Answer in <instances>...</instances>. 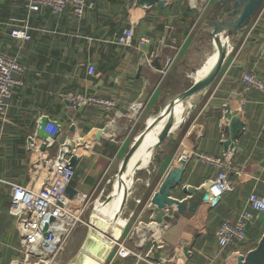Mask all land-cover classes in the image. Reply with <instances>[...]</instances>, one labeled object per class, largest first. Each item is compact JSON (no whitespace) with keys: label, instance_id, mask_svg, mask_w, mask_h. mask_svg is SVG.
<instances>
[{"label":"crops","instance_id":"obj_1","mask_svg":"<svg viewBox=\"0 0 264 264\" xmlns=\"http://www.w3.org/2000/svg\"><path fill=\"white\" fill-rule=\"evenodd\" d=\"M235 1L241 0H206L200 11L188 0H165L144 9L134 7L132 0H88L90 6L82 18H76L69 7L58 16L45 8L29 14L25 0H0V50L16 56L24 67L23 85L13 90L6 115L0 117V264H12L19 258L18 234L9 213L10 185H24L33 175L26 143L36 119L44 115L57 120L61 125L59 141L78 143L77 138H84L90 143L88 149H80L72 187L78 193L95 195L101 181L113 174L114 165L117 176L118 166L131 152L133 138L153 113L190 88L192 83L183 89L189 80H197L212 46V24L228 18ZM130 22L134 24L133 40L131 46H125L123 30ZM13 29L25 30L29 39L13 38ZM241 30L222 33L224 60L217 77L186 104H178L181 108L175 107L174 112L181 109L175 115L179 120L171 126L147 171L157 179L153 177L149 187V178H145L149 197L173 172L178 181L172 182L169 196L183 202V208L180 212L175 205L163 209L168 219L161 217L159 223L149 197L141 205L137 198L140 202L135 200L122 218L124 202L117 242L133 249L141 260L119 258L115 245L89 249L102 264L169 260L235 264L237 255L243 256V264H264L262 215L255 213L245 240L236 247L219 252L216 240L222 219H234L249 192L260 193L264 188V95L243 91L241 82L246 72L264 81V0ZM141 37L149 42L140 43ZM169 57L173 61L167 66ZM87 63L94 66L91 75ZM68 92L111 100L115 109L123 111L136 102L143 105L132 117L116 116L115 109L102 106L73 109L64 99ZM240 98L244 103L238 104ZM225 106L233 110L230 113L239 118L241 126L226 118ZM225 138L231 141L227 147L232 151L231 166L239 173H229L232 189L211 205L202 201L200 194L184 191L197 189L215 177V169L198 156L220 159L226 149ZM181 154L187 158L185 164L177 162Z\"/></svg>","mask_w":264,"mask_h":264},{"label":"built area","instance_id":"obj_2","mask_svg":"<svg viewBox=\"0 0 264 264\" xmlns=\"http://www.w3.org/2000/svg\"><path fill=\"white\" fill-rule=\"evenodd\" d=\"M132 1L133 6L137 7L135 0ZM205 1L188 0L191 7L200 11L204 10ZM89 6L88 0H25V8L29 14L45 8L58 16L66 7H69L76 18H82ZM133 27V22H130V26L123 30L125 46L132 44ZM10 34L15 39H29L25 30L13 29ZM139 42L145 44L149 42V39L141 37ZM172 61L173 57H169L165 64L169 66ZM86 70L91 75L94 73V66L87 63ZM23 73L24 67L19 59L0 50V117L6 115L13 90L23 85L21 79ZM241 82L243 91L256 90L264 95V81L256 75L249 72L243 73ZM64 99L73 109L85 105L115 109V104L111 100L81 93L68 92L64 95ZM242 103L244 99L240 98L238 104ZM142 105V102H136L124 111L115 109L114 115L134 116ZM60 135V123L43 115L36 119L35 130L27 137L26 145L33 175L24 185H10L9 213L14 218L19 240L17 249L19 258L12 264H51L52 259L62 249L73 230L83 224V202L86 194L76 192L71 197L66 195V188L74 175V167L69 164V156L74 150L73 152L71 149L64 151L67 143L66 141L59 143ZM68 141L70 144L71 141ZM75 141L78 142L77 147H80L81 151L88 149L90 144L84 138H77ZM56 143H59V147L56 153L50 156V150ZM231 157L232 151L228 148L225 149L220 159L205 155L198 156L199 160L212 166L216 171L214 178L207 180L197 188L203 189L208 194L206 202L211 205H214L216 199L220 200L223 193L232 189L229 173H239L231 166ZM181 159L185 160L184 163L187 162L184 154L178 157L177 162L180 163ZM137 202L140 201L137 200ZM255 213L264 217V188L260 193L255 190L249 192L244 207L234 219L228 216L222 219L216 233L219 252L229 246L236 247L245 240L246 231L253 224ZM115 246L116 255L119 258L133 257L136 262L141 260V256L123 242H116ZM237 253V251L232 252L233 255ZM227 260L229 258L226 262ZM156 264L180 263L169 260ZM208 264L217 263L211 260Z\"/></svg>","mask_w":264,"mask_h":264},{"label":"rangeland","instance_id":"obj_3","mask_svg":"<svg viewBox=\"0 0 264 264\" xmlns=\"http://www.w3.org/2000/svg\"><path fill=\"white\" fill-rule=\"evenodd\" d=\"M222 43H224L223 39H222ZM212 48H213V45L211 46V49L208 51L209 56H208L207 63H206L207 65L209 64L208 62L211 59L212 54L215 53V48L213 50ZM207 65H205L204 68L200 72H198L197 80L201 79V76L204 73ZM197 80L196 78L189 80L187 82V86L186 87L184 86L185 88L183 89H186L191 83H192L191 86L194 85ZM200 93L201 92L191 95V97L196 96L197 94H200ZM189 99L190 97L184 99L183 101H180L179 104L181 105L186 104L189 101ZM168 105H166L162 110H159L158 112H156V114L153 113V115L155 116H153L149 122L145 123V128L143 130H140L138 134L135 135V137L133 138V143L130 145L131 152L125 155V157L129 155L131 156H129L122 163L123 165L121 167L120 176L115 177L117 165L116 166L114 165L112 168L113 174L111 176L107 175L101 181L100 187H99L100 190L97 191V193L91 197L88 194H86V197L83 202V210H84L83 216H82L83 224H80L73 230L68 240H66L65 244L63 245L62 249L52 259L51 264H96L94 260L95 257L84 259V257L79 254V251L82 249L84 251L85 250L89 251V249L98 247L99 242L106 244V245H108L107 243H111L108 241H110V239L113 240L115 237L118 236V233L120 232V230H116V229L118 227L120 229L121 228L120 222L124 221L123 219H121V217L122 218L127 217V215L129 214V211L131 210V208H133L132 206H134V202H136L135 200H138L137 198H140L141 202L139 205H141L142 203L145 204L147 202L146 197H149L148 196L149 193H147L145 189V185H144L145 178H149L147 179L148 180L147 184L150 187V181H152L153 177L155 178V176L153 175V173L152 175L151 173L149 175V173L147 172V171H150V167L152 164H150L147 167L145 166L151 159L153 160V158L157 154V151L160 149L162 142L166 140V137L164 140H162L158 144V147L155 149V151H152L151 149L142 160H139V161L134 160L133 155L138 151V149H143L147 145L152 144L154 142L156 133H157V129L155 128L156 126H158L162 132H164L168 129L167 119H168L170 126H173L178 122L179 119L178 117L175 118V115L179 113L181 109H179V111L177 110L176 112L172 111L171 113H169V115H167V118H166L167 112L165 110L167 109L166 107ZM139 110L137 112L138 114L140 112ZM137 113H135L134 115H136ZM128 116L132 117V115H128ZM169 134L170 133L166 135L169 136ZM59 143L62 144L63 143L62 140H60ZM59 143H56L53 146V148L50 150V156H53L56 153V150L59 147L58 146ZM78 145H79L78 143H70L69 146H70L71 152L77 149L80 150V148L77 147ZM152 160H151V163H152ZM138 167L141 169H137L135 172L130 173V175L127 176L130 171ZM125 176L127 177L125 178ZM123 178H125L122 184L123 193L121 190H119L118 192H115L114 185L116 186L117 184H119L120 180H122ZM108 179L110 180L113 179V183H107ZM112 184H113V188H112ZM152 196L153 194L151 195V197H149L148 201L151 202ZM123 197H124L125 204H124L123 212L120 217L119 211H120V206H121ZM94 212L112 221L114 223L113 226L105 225V223L100 220L101 218L102 219L104 218L102 216L97 217L96 214H94ZM161 221H162L161 218H159L158 222L160 223ZM155 232L156 233L158 232L157 228H155ZM94 237H95V240H94ZM106 245H104L103 247L105 248Z\"/></svg>","mask_w":264,"mask_h":264},{"label":"water","instance_id":"obj_4","mask_svg":"<svg viewBox=\"0 0 264 264\" xmlns=\"http://www.w3.org/2000/svg\"><path fill=\"white\" fill-rule=\"evenodd\" d=\"M159 3L162 4L165 2V0H135V6L140 7L141 9L149 6V5H153L154 3ZM261 4V0H241L239 1H235V9L231 11V13L229 14L228 18L223 19L220 22H213L212 26H213V31L210 34L211 37V44L213 45L212 50L215 48L214 45H216V49H217V59L216 62L214 63V65L212 66L209 75L204 79V80H197L196 83L194 85H192L190 88H188L187 90H185L183 93H181L178 97H176L171 103H169V105L166 107L167 109L165 110L167 112V115H169V113H171L175 107L178 106L180 101H183L184 99L190 97L191 95H194L198 92H201L203 90H205L208 86H210V84L215 80V78L217 77L221 66L223 64V60H224V43H222V33L224 32H233L236 33V31H242V27L245 25L249 15H251L255 9H257V7ZM217 41H219V43L217 44ZM225 110H228L227 114H225L226 118L228 120H231V122H236L239 126L242 125V122L239 120L238 117L233 118L234 116H232L231 113H229L230 111V107L225 106ZM164 111V112H165ZM167 125H168V129L166 131H164L161 136L156 140L155 142V146L153 147V151H155V149L158 147V144L165 139V137H167L171 126L169 125V122L167 121ZM232 125V124H230ZM98 133L96 134V137H98ZM167 134V135H166ZM231 141L226 139L223 141V146L224 148H227L230 145ZM80 148V147H79ZM68 149H70V147H68ZM75 154H80V150H74L73 154L70 155L69 157V164L71 166H73L75 168V165L77 163V159H78V155L75 157ZM131 156V155H129ZM125 157L122 162L121 165L119 166V170L117 175L120 176L121 173V167H122V163L129 157ZM153 158V156H152ZM152 160V159H151ZM185 160L181 159L180 163L181 164H185L184 163ZM151 164V161L147 163V166H149ZM139 169V168H137ZM136 171V170H135ZM74 177V175H73ZM73 180V178H72ZM70 181L69 185L66 188V195L71 197L73 196L76 191L74 190V188L72 187L73 185V181ZM177 182L178 179H175L173 177V172H170L167 177L163 180V182L160 184L159 188L157 189V191L153 194L152 198H151V203L156 207V210L158 212L157 214V218H164V219H168L167 214H163L162 210L171 206V205H175V209L180 212L181 209L184 206L183 202H180L179 200L170 197L169 196V187L173 186L172 182ZM184 192L186 193H197L200 194L202 201L206 202L208 200V194L203 190V189H191L190 191L185 190ZM219 199H216L214 202V205L218 202ZM124 204V197L122 199L121 202V206H120V211L122 210V206ZM119 211V212H120ZM121 213V212H120ZM119 213V214H120ZM166 215V216H165ZM156 218V220H158ZM98 232V231H97ZM121 234V231H120ZM119 234V236H120ZM119 236L117 238H114L113 240H110L108 242H111L108 244V246H106V248L111 249L114 247L115 243L118 241ZM98 241V240H96ZM100 246H104L103 243L99 242ZM86 249V248H84ZM79 254L82 255L85 258H94L95 256H93L90 251H84L83 249L79 251ZM96 258V259H95ZM94 260L96 263L102 264V260H99L97 257H95ZM242 259L243 256L242 255H237L236 257V262L235 264H243L242 263Z\"/></svg>","mask_w":264,"mask_h":264},{"label":"bare ground","instance_id":"obj_5","mask_svg":"<svg viewBox=\"0 0 264 264\" xmlns=\"http://www.w3.org/2000/svg\"><path fill=\"white\" fill-rule=\"evenodd\" d=\"M219 42H217V44H218ZM215 46V53H213L212 54V56H211V59L209 60V64L207 65V67H206V69H205V71H204V73L202 74V76H201V79L200 80H204L208 75H209V73H210V70H211V68H212V66L214 65V63L216 62V57H217V49H216V45H214ZM177 107H179V105L177 106ZM176 107V108H177ZM233 110H231V111H229V113L230 112H232ZM166 118H167V114H166ZM167 121H168V119H167ZM158 125V124H157ZM156 129H157V133H156V137H155V140H154V142L152 143V144H149V145H147L145 148H143V149H138V151L133 155V159L134 160H137V161H139V160H142L145 156H146V154L152 149V151H153V147L155 146V142H156V140L161 136V134L163 133L160 129H159V127L158 126H156L155 127ZM95 143V142H94ZM68 144H69V141H67V144L65 145V147H64V151H67L68 150ZM92 145V144H91ZM154 153V152H153ZM78 154H75V157L77 156ZM151 161V160H150ZM149 161V162H150ZM123 165V164H122ZM139 168V167H138ZM139 169H141V168H139ZM135 170H137V168L136 169H133L132 171H130L129 173H128V175L127 176H129L130 175V173H133V172H135ZM118 176V175H117ZM127 176H125V178L127 177ZM119 177V176H118ZM125 178H123L122 180H120V182H119V184H117L116 186L114 185V191L115 192H118L119 190H121L122 191V193H123V190H122V184H123V180L125 179ZM94 214H96L95 212H94ZM96 216L98 217V216H102V215H98V214H96ZM103 218H104V216H102ZM157 217V216H156ZM105 219V220H104ZM104 219H100L102 222H104L105 223V225H108V226H113V222L112 221H110V220H108L107 218H104ZM116 230H120L119 229V227L116 229ZM154 230H155V228H154ZM116 232V231H115ZM119 234H120V232L118 233V236H119ZM117 236V237H118ZM89 237H91V236H89ZM94 240H95V237H94ZM110 240H112V239H110ZM107 244H109V243H107ZM104 245H106V244H104ZM106 246H108V245H106ZM106 246H105V248H106Z\"/></svg>","mask_w":264,"mask_h":264}]
</instances>
